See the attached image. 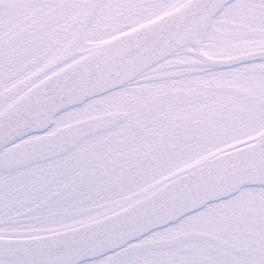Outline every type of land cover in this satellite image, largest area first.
<instances>
[{"label": "snow or ice", "instance_id": "obj_1", "mask_svg": "<svg viewBox=\"0 0 264 264\" xmlns=\"http://www.w3.org/2000/svg\"><path fill=\"white\" fill-rule=\"evenodd\" d=\"M0 264H264V0H0Z\"/></svg>", "mask_w": 264, "mask_h": 264}]
</instances>
